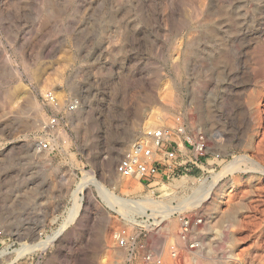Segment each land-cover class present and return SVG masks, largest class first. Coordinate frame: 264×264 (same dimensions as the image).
Listing matches in <instances>:
<instances>
[{"label":"rangeland","instance_id":"rangeland-1","mask_svg":"<svg viewBox=\"0 0 264 264\" xmlns=\"http://www.w3.org/2000/svg\"><path fill=\"white\" fill-rule=\"evenodd\" d=\"M177 119L207 144L201 168L161 169L154 192L117 174ZM84 178L104 192L84 186L72 220ZM179 215L202 218L195 250ZM134 219L165 264L172 244L179 264H264V0H0V264H143L115 238Z\"/></svg>","mask_w":264,"mask_h":264},{"label":"built area","instance_id":"built-area-1","mask_svg":"<svg viewBox=\"0 0 264 264\" xmlns=\"http://www.w3.org/2000/svg\"><path fill=\"white\" fill-rule=\"evenodd\" d=\"M46 102L53 106H58L59 101L54 94H45ZM78 103L76 101L70 102L67 109L70 112L76 111ZM57 124L55 117L48 120L46 128H52ZM173 132L182 136V147L180 144L172 139ZM185 124L177 119L175 127L158 126L146 129L135 142L124 152L122 158L116 164V172L121 177L136 178L142 184L148 186L154 192V183L158 181V176L161 174L165 179L173 180L182 177H190L191 170L189 166L201 168L204 164L201 156L204 155L207 144L200 135L195 137L186 136ZM50 148L49 141H41L36 144L38 151H46ZM161 156V158H157ZM180 159L179 168L173 166L172 162ZM164 167V168H162ZM146 180V182H144ZM133 221V231L129 232L123 228L117 232L115 238L118 245L125 248L130 258L138 257L143 264H165L161 256L153 252L142 236L146 235V228L141 224V220ZM179 226L177 236L179 241L183 242L187 248L195 250L198 247V241L195 238L196 228L202 222L200 216L188 217L178 216ZM154 228V227H152ZM151 228V230H152ZM170 257L178 263L177 245L170 246Z\"/></svg>","mask_w":264,"mask_h":264},{"label":"bare ground","instance_id":"bare-ground-1","mask_svg":"<svg viewBox=\"0 0 264 264\" xmlns=\"http://www.w3.org/2000/svg\"><path fill=\"white\" fill-rule=\"evenodd\" d=\"M57 107V106H56ZM56 107H54V108H56ZM37 118V117H36ZM41 119V118H40ZM113 162H114V158H109L108 159V165H109V167L110 166H112L113 165ZM88 183H94L95 184V186L98 188V189H100V190H102V192H104V188L102 187V185L100 184V182L98 181V180H96V179H83V181L81 182V184L74 190V193H73V195H74V206H73V208H72V211H71V219L73 220V218L75 217V215H76V213H78L77 211H78V209H79V206H80V200H81V196H79L80 194H81V192L83 191V189H84V186H86ZM101 192V193H102ZM105 194H106V192H105ZM108 195L106 194V197H107ZM108 199V198H107ZM199 198L197 197H195L192 201H191V203L190 204H194L197 200H198ZM110 201V200H109ZM134 203H135V205H136V207H138L139 209H141V210H143V204H144V202L145 203H147L146 201H142V200H138V201H133ZM142 202V203H141ZM150 203H152L154 206H156V207H158L157 206V202H152V201H149ZM149 203V204H150ZM188 203V202H187ZM148 204V203H147ZM161 216V215H160ZM69 221H71V220H69ZM161 221V220H160ZM57 231H59L60 232V229L59 230H57ZM57 231L55 232V233H53L52 235H49L45 240H42V241H39V242H37V243H33V244H30L31 246H37V247H45V246H47L49 243H51L52 241H53V239L57 236ZM58 232V233H59ZM30 246V247H31ZM23 250V249H22Z\"/></svg>","mask_w":264,"mask_h":264}]
</instances>
